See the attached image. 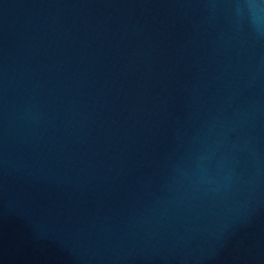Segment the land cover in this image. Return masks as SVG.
Here are the masks:
<instances>
[{
    "label": "water",
    "instance_id": "obj_1",
    "mask_svg": "<svg viewBox=\"0 0 264 264\" xmlns=\"http://www.w3.org/2000/svg\"><path fill=\"white\" fill-rule=\"evenodd\" d=\"M0 264H264V0H0Z\"/></svg>",
    "mask_w": 264,
    "mask_h": 264
}]
</instances>
